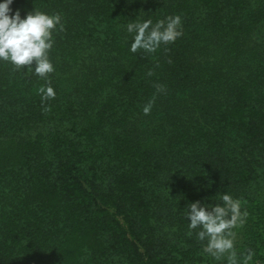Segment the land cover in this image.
Instances as JSON below:
<instances>
[{
	"label": "trees",
	"instance_id": "16d2710c",
	"mask_svg": "<svg viewBox=\"0 0 264 264\" xmlns=\"http://www.w3.org/2000/svg\"><path fill=\"white\" fill-rule=\"evenodd\" d=\"M10 8L60 13L63 29L46 78L0 60V264H203L206 241L188 234L185 212L222 203L223 192L248 213L238 258L249 249L262 258L264 0ZM170 15L181 17L180 37L129 50V20ZM47 86L55 95L42 99ZM65 120L69 133L29 134Z\"/></svg>",
	"mask_w": 264,
	"mask_h": 264
},
{
	"label": "clouds",
	"instance_id": "9594fccd",
	"mask_svg": "<svg viewBox=\"0 0 264 264\" xmlns=\"http://www.w3.org/2000/svg\"><path fill=\"white\" fill-rule=\"evenodd\" d=\"M12 3L13 0H0V60L10 62L16 68L29 66L34 74L46 78L54 71L49 50L53 47V33L57 26L59 30L63 29L62 17L60 13L48 14L34 9L22 17L19 9L13 11L10 8ZM125 31L131 34L129 50L133 53L138 49L153 53L162 44L167 45L183 34L179 15L165 16L155 23L150 18H134L125 25ZM33 62L34 68L31 67ZM156 88L160 91L163 86L157 84ZM38 91L42 99L55 95L51 86L41 87ZM151 107L152 101H149L142 110L147 114ZM219 199L222 203L211 207L199 200L188 204L185 212L189 221L188 234H192V229H198L196 238L206 241L202 245L203 251L215 260L226 257V264H249L252 250L238 258L234 245L235 232L232 231L245 222L248 213L241 211V201L227 192L221 193Z\"/></svg>",
	"mask_w": 264,
	"mask_h": 264
},
{
	"label": "rangeland",
	"instance_id": "374dc122",
	"mask_svg": "<svg viewBox=\"0 0 264 264\" xmlns=\"http://www.w3.org/2000/svg\"><path fill=\"white\" fill-rule=\"evenodd\" d=\"M49 128H55V129L57 128L56 131L62 132V133H69L70 132V125L65 120L64 122L58 123L57 125H55V127H52L50 123L38 125V126L32 128L31 130H29V134L32 136H34L37 132H39L40 134H46L47 130ZM103 184H106V182ZM238 230H239L238 226H236L234 229H232V231L235 232L234 242L239 240V233H238L239 231ZM162 233H163V236H166L168 239L172 240L171 241L172 244L175 243V240L172 239V232H171L170 228L164 227V230L162 231ZM204 259H205V262L203 264H216L215 263L216 261L224 260V259H226V257H224L220 260H215L211 255L204 253Z\"/></svg>",
	"mask_w": 264,
	"mask_h": 264
},
{
	"label": "built area",
	"instance_id": "2783aa9c",
	"mask_svg": "<svg viewBox=\"0 0 264 264\" xmlns=\"http://www.w3.org/2000/svg\"><path fill=\"white\" fill-rule=\"evenodd\" d=\"M260 255L262 256V258H258L254 261L251 260L249 261V264H264V251L263 250H261Z\"/></svg>",
	"mask_w": 264,
	"mask_h": 264
}]
</instances>
